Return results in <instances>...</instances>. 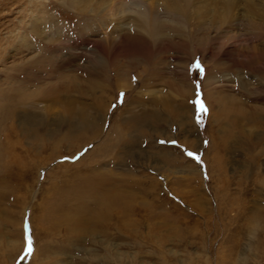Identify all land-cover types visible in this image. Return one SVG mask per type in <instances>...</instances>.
<instances>
[{
    "label": "rangeland",
    "instance_id": "obj_1",
    "mask_svg": "<svg viewBox=\"0 0 264 264\" xmlns=\"http://www.w3.org/2000/svg\"><path fill=\"white\" fill-rule=\"evenodd\" d=\"M59 3L0 0V264H264V121L249 114L264 110V33H239L254 58L235 63L211 29L199 49L187 28L161 47L128 38L123 88L83 73L87 57L54 66L78 32L109 38Z\"/></svg>",
    "mask_w": 264,
    "mask_h": 264
},
{
    "label": "bare ground",
    "instance_id": "obj_2",
    "mask_svg": "<svg viewBox=\"0 0 264 264\" xmlns=\"http://www.w3.org/2000/svg\"><path fill=\"white\" fill-rule=\"evenodd\" d=\"M58 1L60 2L58 4L60 11H71V15L78 19L93 20V22L95 20L99 25L98 29L101 28V32L104 31L103 33H105L106 30L108 31L105 35L109 38H106L104 42H101L85 37L82 32H78V36H75L74 39H70V41H67L64 45L66 46L65 48H71L75 53L72 54V56L65 58L64 64L61 63L60 65H57L55 63L56 65L54 66L58 67V69L66 68L70 70V67L75 64V61L77 62L79 58L87 57L88 60L85 59L86 66H81V68L77 65L74 69L78 70L80 67V70L83 71V73L88 75L91 74L96 79L102 80L103 82L104 78H106L104 76L105 71L112 70L115 72L116 79L119 81V87L123 88L127 85L129 87L127 82L129 70L124 72L121 67H118L115 64L120 61H126L128 57H130V60L132 59L131 57L135 55V53H131L130 50V46L133 42L127 40L128 38L147 41L154 46L158 45L160 42L158 46L161 47V44L163 43L161 41L165 37L170 36L167 35V33L179 35L183 34L182 29L187 28V38L185 39H189L191 36L193 37L197 34L198 38L196 40V45L199 49L203 48L205 41L210 39L209 37H206V35L208 34L207 31L211 29L215 34V40H219V38L230 40V48H228V54L226 55L229 58V63H235L238 59L239 62H247L249 59L252 60L254 58L253 53H241L242 50L240 51V49L242 46L240 43L237 45L239 33L241 34L245 32L248 36H251V33L256 31L264 33V0ZM130 22H134V24L131 25ZM129 24L131 25V28L127 27ZM185 39L183 42H186ZM214 39H212V42ZM248 42L251 43L250 38H248ZM227 43L229 42L227 41ZM84 45L93 49L91 51L92 57L87 55V52L89 51L86 49H79ZM71 57L74 58L71 59ZM47 59L43 61L42 65L45 63L47 66V64L49 65L51 63V60L47 61ZM98 59H100L101 62H98ZM127 64L129 63L126 62V65ZM134 65L133 62L130 63L128 69H133L135 67ZM228 67L229 66H226L225 70L228 69ZM220 70L221 69L217 68L216 72H219ZM208 75L211 74L208 73ZM211 79L210 76L207 77L205 84H207V82L209 84L215 83V80L212 79L211 81ZM93 81L94 80L89 82L92 88H94ZM147 83L151 82L147 80L146 84ZM205 95L206 101H210L207 94ZM39 96L42 99H51L54 103H57L60 100V94L56 96L51 94V91L43 92L42 95L40 93ZM249 114L251 116V123L255 124L260 120L262 122L264 121V110H262V108L259 110L251 109ZM86 117L87 115L85 118ZM89 123V119H86L81 122V126H91L92 124ZM74 129L75 128L71 130L74 131Z\"/></svg>",
    "mask_w": 264,
    "mask_h": 264
},
{
    "label": "snow or ice",
    "instance_id": "obj_3",
    "mask_svg": "<svg viewBox=\"0 0 264 264\" xmlns=\"http://www.w3.org/2000/svg\"><path fill=\"white\" fill-rule=\"evenodd\" d=\"M194 67L197 69L198 72H200V73L203 72V69H202V67L200 66L199 63H197ZM120 95H121V97L124 96L123 93H121ZM196 95H197V99L195 101V104L197 105V119H196V122L198 124H202L203 123L202 117H203V115H206L207 114V111L208 110L205 107V105L203 103V100L200 98L199 85H197ZM172 143L175 144L176 142L173 141ZM186 155L189 156V157H191V158H193V159H195L197 162H199V160H200V157L197 156V155H195L194 153L187 152ZM26 244H27L26 255H31L32 252H33V243H32L31 235L30 234H27V233H26Z\"/></svg>",
    "mask_w": 264,
    "mask_h": 264
}]
</instances>
